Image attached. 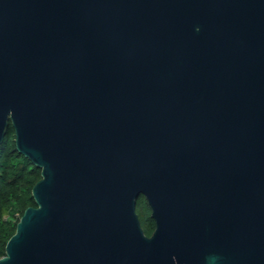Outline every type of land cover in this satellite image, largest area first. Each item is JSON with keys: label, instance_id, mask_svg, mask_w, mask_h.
<instances>
[{"label": "water", "instance_id": "obj_1", "mask_svg": "<svg viewBox=\"0 0 264 264\" xmlns=\"http://www.w3.org/2000/svg\"><path fill=\"white\" fill-rule=\"evenodd\" d=\"M9 124L0 264H264V0H0Z\"/></svg>", "mask_w": 264, "mask_h": 264}, {"label": "trees", "instance_id": "obj_2", "mask_svg": "<svg viewBox=\"0 0 264 264\" xmlns=\"http://www.w3.org/2000/svg\"><path fill=\"white\" fill-rule=\"evenodd\" d=\"M40 177V169L15 150L14 130L9 124L0 145V257L4 255L5 244L15 232L24 210L35 206L31 189ZM149 210L144 197H141L136 212L146 236H150L155 228Z\"/></svg>", "mask_w": 264, "mask_h": 264}, {"label": "flooded vegetation", "instance_id": "obj_3", "mask_svg": "<svg viewBox=\"0 0 264 264\" xmlns=\"http://www.w3.org/2000/svg\"><path fill=\"white\" fill-rule=\"evenodd\" d=\"M149 209H150V208H149ZM150 212H151V211L149 210V214H150ZM150 217H151V216H150ZM153 221H154V220H153ZM154 223H155V222H154Z\"/></svg>", "mask_w": 264, "mask_h": 264}]
</instances>
